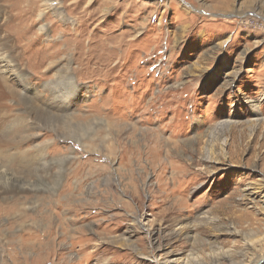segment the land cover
Returning <instances> with one entry per match:
<instances>
[{"label": "rangeland", "instance_id": "obj_1", "mask_svg": "<svg viewBox=\"0 0 264 264\" xmlns=\"http://www.w3.org/2000/svg\"><path fill=\"white\" fill-rule=\"evenodd\" d=\"M26 1L0 0V264H264V0Z\"/></svg>", "mask_w": 264, "mask_h": 264}, {"label": "bare ground", "instance_id": "obj_2", "mask_svg": "<svg viewBox=\"0 0 264 264\" xmlns=\"http://www.w3.org/2000/svg\"><path fill=\"white\" fill-rule=\"evenodd\" d=\"M41 1V7H43L44 8V10H50V11H53V13H55L56 14V16H58L60 19H61V11H60V3L57 1V2H50V0H40ZM24 3V2H23ZM26 3L27 4H29V1L27 0L26 1ZM29 11L27 10V13H28ZM14 16V15H13ZM13 18V17H12ZM0 20H1V18H0ZM12 24L11 23H9V22H5L2 26H1V28L3 29V31H4V28H6V29H11L12 28ZM5 29V30H6ZM1 50V49H0ZM8 61L6 60V57L3 55V53L0 51V73H3V74H5V73H7L8 72V68L10 67L9 65H8ZM12 69V68H11ZM60 80H64V79H60ZM60 82H59V80H58V82H56L55 84H54V86H55V91L57 92V94H58V92H59V90L58 89H60V87H62V86H60V84H59ZM62 83V82H61ZM59 85V86H58ZM64 86V85H63ZM254 106H256V105H254ZM220 125V127L222 128V124H219ZM226 142V141H225ZM224 144H226V143H224ZM8 181V182H7ZM4 182L7 184H10L9 186H13V185H15V183L12 181V180H10V179H8V178H6V177H4ZM147 231H149V230H147ZM160 246V245H159ZM157 248V247H156ZM172 254H173V252L172 251H170L169 249H166L164 252H163V254L160 256V258L158 259V260H156V263L157 264H179V260L178 259H174L173 258V256H172ZM219 259H220V257H219ZM190 260V259H189ZM188 260V261H189ZM217 262V261H216ZM190 263V262H189ZM220 263V262H219ZM183 264H188L187 262H183ZM192 264V263H191ZM217 264V263H216ZM260 264V263H259Z\"/></svg>", "mask_w": 264, "mask_h": 264}]
</instances>
